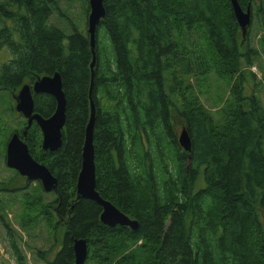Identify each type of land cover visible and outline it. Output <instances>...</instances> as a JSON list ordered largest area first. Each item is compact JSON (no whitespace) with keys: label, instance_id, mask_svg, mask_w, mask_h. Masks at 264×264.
Segmentation results:
<instances>
[{"label":"trees","instance_id":"trees-1","mask_svg":"<svg viewBox=\"0 0 264 264\" xmlns=\"http://www.w3.org/2000/svg\"><path fill=\"white\" fill-rule=\"evenodd\" d=\"M236 1L264 16V0ZM103 8L91 51L87 34L72 28L66 35L51 23L55 0H0V50L11 53L0 67V90L15 96L23 85L57 73L65 98L59 149L41 150L35 124L23 140L56 178L47 206L63 235L47 264H74L72 243L79 239L87 243V263L134 264L133 253L121 255L128 239L140 242L137 264H264L253 247L254 228L264 238V110L249 70L256 53L242 38L230 0H103ZM199 32L206 55L198 50ZM211 64L223 79L235 77L219 132L196 110L199 99L189 96L188 85L179 89L178 106L165 84L168 70L197 81ZM32 97L35 113L53 114L51 96ZM90 101L95 190L137 221L135 231L103 225L100 206L75 197ZM12 108L1 111V122ZM183 129L188 153L178 144ZM124 233L123 245H107Z\"/></svg>","mask_w":264,"mask_h":264},{"label":"rangeland","instance_id":"rangeland-1","mask_svg":"<svg viewBox=\"0 0 264 264\" xmlns=\"http://www.w3.org/2000/svg\"><path fill=\"white\" fill-rule=\"evenodd\" d=\"M55 2L56 10L53 11L51 15L52 22H50L63 30L66 35L71 34L72 28L80 33L87 34L88 0H55ZM261 21H264V16L254 15L243 38L248 39L249 47L253 48L256 53L253 66L249 70L255 75V96L261 101L264 110V48L261 46L264 29ZM198 35L200 36L198 50L203 51L206 55L208 51L206 37L203 32H199ZM10 58L9 49L3 47L0 50V67ZM241 69L247 70L246 67ZM229 75L235 76L232 72ZM180 76L173 70H168L165 73L166 90L171 92L168 94L179 106L181 105V94L179 95V92L181 90V93H183L185 91L184 87L188 85L186 92L192 91L189 96L194 99L192 96L195 94L199 99L196 110H199V113H207L211 118L213 129L216 127L217 132H219V126L223 125L222 111L226 106L225 104L229 102V95H231V87L234 82L233 78L235 77H231V80L228 78L223 79L213 71L212 64L207 69V73L199 76L197 81L191 77L181 76L182 78H179ZM244 85H246V81ZM247 86L249 87L250 84L247 83ZM248 93L250 94L247 90ZM14 105V95L11 96L8 92L0 90V116L1 111L6 107H13V112L9 113L7 122L0 121V264H20L14 254L13 245L19 250L23 264H47L48 261L53 260L56 252L60 249L59 241L62 239L63 228L56 224L58 219L55 215H51L52 209L47 206L55 199L52 191L45 192L41 186H36V182L26 181L25 177L20 176L15 170L6 166L7 142L14 129L20 133L25 127V120L15 111ZM179 124H182V122L179 121ZM41 140L40 135L38 138L40 144ZM196 189H198V183H196ZM128 216L129 219L134 220L132 216ZM167 221L168 219L165 221L166 225H168ZM55 224L58 226V228L55 227L56 232V229H54ZM124 228L130 229L128 227ZM259 233L254 228L253 234L256 237L253 247L257 255L264 258V238ZM125 235L126 233H124L122 239H115L107 245L110 247L123 245ZM126 241L129 247L121 255L124 257L129 256V253H133L134 260L132 263L137 264L142 259L139 248L140 242L133 243L129 242L128 239ZM42 252L45 253L42 255L40 254ZM85 264L96 263L91 261L87 263L86 261Z\"/></svg>","mask_w":264,"mask_h":264},{"label":"water","instance_id":"water-1","mask_svg":"<svg viewBox=\"0 0 264 264\" xmlns=\"http://www.w3.org/2000/svg\"><path fill=\"white\" fill-rule=\"evenodd\" d=\"M233 17L239 26L242 37L246 33L247 27L251 23L250 8L244 12L236 0H230ZM87 34L90 48L93 51L95 44V30L104 17L103 0H88ZM94 59L91 62L92 70ZM48 94L55 100L54 113L49 118H42L34 112L32 94ZM15 111L20 113L27 122L23 131L36 123L41 131V150L55 152L61 145V130L65 122V98L62 91L60 77L57 73L39 77L31 86L23 85L14 97ZM94 106L90 101L89 122L85 129V137L81 152L80 171L75 185L76 199H84L95 202L101 208L100 222L109 228L128 227L132 231L137 230L136 220L129 219L121 213L111 202L103 199L95 190V162L93 148V122ZM178 144L184 152H189L191 141L188 133L183 129L178 137ZM6 166L15 170L27 181L40 182L45 192H51L56 187V178L42 164L35 161L28 152L27 145L20 139L18 134H13L7 142L5 153ZM72 251L74 264H85L88 257V246L84 239L73 240Z\"/></svg>","mask_w":264,"mask_h":264},{"label":"flooded vegetation","instance_id":"flooded-vegetation-1","mask_svg":"<svg viewBox=\"0 0 264 264\" xmlns=\"http://www.w3.org/2000/svg\"><path fill=\"white\" fill-rule=\"evenodd\" d=\"M248 9V7L245 9V10H243L244 12L246 11ZM251 10V9H250ZM250 16H251V21H252V17L254 16L253 15V13H252V11H250ZM19 91V90H18ZM43 94V93H42ZM34 95V94H33ZM48 95V94H47ZM50 96V95H49ZM15 97V96H14ZM53 98V97H52ZM55 101V100H54ZM54 113V112H53ZM49 118V117H48ZM24 120H25V127H26V125H27V122H26V119L24 118ZM33 124H35L36 125V123L35 122H33L32 123V125ZM31 125V126H32ZM30 126V127H31ZM25 127L23 128V131H24V129H25ZM30 127L25 131V135H23V131H21V133L19 134L20 135V139L23 141L24 139H25V136L27 135V132H28V130L30 129ZM38 127V126H37ZM39 129V128H38ZM40 131V130H39ZM24 142V141H23ZM25 143V142H24ZM25 180H26V178H25ZM27 181V180H26ZM36 183H39V182H36ZM35 183V184H36ZM36 186H37V184H36Z\"/></svg>","mask_w":264,"mask_h":264}]
</instances>
